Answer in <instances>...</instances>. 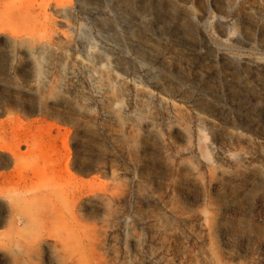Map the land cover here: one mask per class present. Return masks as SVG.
I'll list each match as a JSON object with an SVG mask.
<instances>
[{
  "label": "rangeland",
  "instance_id": "1",
  "mask_svg": "<svg viewBox=\"0 0 264 264\" xmlns=\"http://www.w3.org/2000/svg\"><path fill=\"white\" fill-rule=\"evenodd\" d=\"M0 264H264V0H0Z\"/></svg>",
  "mask_w": 264,
  "mask_h": 264
}]
</instances>
